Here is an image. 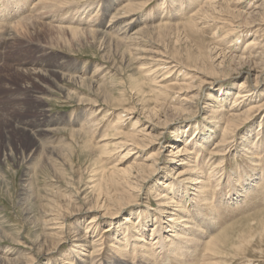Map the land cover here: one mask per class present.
I'll return each instance as SVG.
<instances>
[{
    "label": "rangeland",
    "instance_id": "rangeland-1",
    "mask_svg": "<svg viewBox=\"0 0 264 264\" xmlns=\"http://www.w3.org/2000/svg\"><path fill=\"white\" fill-rule=\"evenodd\" d=\"M131 1L136 0H74L67 7L55 11L49 8L51 10H44L39 16L28 12V22L19 29L17 35L0 38V222L3 224L2 230L7 233L6 236L0 234V251L14 250V256L26 253L23 258L31 254L35 260L33 264H45L51 259L56 261L59 254H63V258L56 262L67 264L64 258L75 252L72 247L75 239L72 231L82 223L80 232H83L85 220L95 215V212L87 210L93 198L87 195L90 193L87 187L97 178L93 177L95 172L93 175L90 171L102 164L110 167L119 162L121 153H125L126 149L115 150L117 146L114 142L125 140L126 134L137 132V129L151 131L158 139L154 137L155 140L148 148L139 146L133 152L135 155H129L125 161H133L138 155L135 161L140 162L142 157L160 150L159 169L143 184L141 197L138 196L140 190H137L128 202L140 204L120 213L108 232L105 229L111 222L108 218H98V222H95L99 232L95 238L102 237L104 243L100 247L103 251L96 254L101 258L108 255L118 259V254L114 252L115 244H121L126 235L131 238L132 234H137L134 225L128 228L126 235L121 232L124 236L117 239L110 236L114 225H118L120 220L124 223L126 214L146 210V206H150L149 212L157 214L161 222L163 214L158 212L161 207L149 190L151 187L159 189L157 179L165 173L174 175V172L180 170L178 157L169 155L172 153V142L183 134L181 131L188 129L186 126L190 127L187 135L191 138L196 130L195 125L204 127L201 133L209 141L205 160L209 164L214 162L216 178L223 183L231 176L238 178L246 173L249 176L264 174V0H218L213 13L216 18L200 24L202 31L199 32H188L181 24L207 0H137L142 5L135 10L122 9ZM85 9L90 11V16L80 22L87 15L85 13L80 16ZM2 14H5L4 11ZM63 17L65 23L59 22ZM69 17L72 19V30L66 26ZM25 18L27 20V16ZM163 24L169 27L157 28ZM143 29L147 32L142 35L145 41L140 47L147 52L136 54L132 51V42L124 38V33L130 36ZM251 40L256 43L250 47L248 43ZM250 52L254 57L248 56ZM149 56H155L156 60L144 64ZM68 74L76 78L69 80ZM241 82L252 91L244 97H247L245 100L241 99L242 107L240 105L238 109L244 110L251 106L261 108L235 121L236 127L229 133V142L217 154L214 150L216 143L221 140V128L219 122L212 121V109H215L211 106L213 98L209 96L217 93L220 95L221 88L238 91ZM181 83L186 84L182 90L179 88ZM187 83H191L193 88H190L191 85L187 87ZM162 85L173 87L155 99L154 92ZM59 86L69 90L70 95L60 90ZM187 100L188 103H185ZM93 104L98 106L94 107ZM156 105L160 109L158 118L151 119L149 114L152 111L149 109H154ZM182 106L187 108L180 110ZM227 107L221 110L226 115ZM91 111L95 113L90 119L92 123L81 122V113ZM83 123L88 126L89 133L80 130ZM41 128L49 130L44 131L41 137L34 136L35 130ZM212 134L214 137L209 136ZM103 136L112 141L109 153L102 154L97 162L93 156L98 155L96 144ZM84 139L92 145L91 151L85 148ZM249 140L259 145L258 153L255 154L258 158L253 155V151L246 153L243 150ZM46 144L62 148L60 156L44 151L42 148ZM30 154L31 158L28 159ZM255 159L258 160L257 164ZM174 161L178 163L170 168ZM27 172L30 177H23ZM143 172L144 175L148 173ZM63 175L68 178H63ZM67 186L72 192V200L78 198V203L70 204L69 209L73 214L67 217L66 222L70 229L61 238V249L58 247L55 251L47 252L49 254L40 253L37 238L39 235L40 238L44 236L40 224L45 210L42 196L48 188L64 192ZM28 189L33 199L27 205L23 198ZM263 189L260 188L259 193L252 196L253 199L250 197L249 204L232 213L226 212L227 219H223L220 224L222 227L218 228L219 231L224 230L227 236L220 247L222 252L218 254L221 264H264ZM80 209L83 212H79ZM146 219L151 220V216L147 215L140 220L136 217L135 222L138 224ZM149 223L146 232L150 235L152 222ZM201 231L198 235L202 238L198 240L206 236ZM131 240L130 246L134 247L133 237ZM140 254L142 257L138 256L136 263L155 264L144 258L142 251ZM17 259L19 255L14 260L15 264H19Z\"/></svg>",
    "mask_w": 264,
    "mask_h": 264
},
{
    "label": "bare ground",
    "instance_id": "bare-ground-1",
    "mask_svg": "<svg viewBox=\"0 0 264 264\" xmlns=\"http://www.w3.org/2000/svg\"><path fill=\"white\" fill-rule=\"evenodd\" d=\"M73 1L74 0H0V38H4L6 36L8 37L9 35H14V34L17 35L19 33V29L25 27L26 23L28 22V19H29L28 12H31L32 14L35 13L36 15L39 16L44 12V10H48L49 8H51L53 9L52 11H55L58 8H61L63 6L67 7L68 5H71ZM136 1L135 2L131 1L127 5L124 3L126 6L124 8H122L121 6V8L125 10L133 11L136 8H138L139 5H142V3H138ZM217 1L218 0H207L203 2L204 4L201 5L202 7L192 12L190 18L185 23L181 24V26L183 28L185 27V29L188 32L202 31V26H200V24H203V22L207 19L208 20L211 19L214 21L213 18H216V16H214L213 13L217 7L215 4ZM86 9L80 14V16L82 17V15H84L85 13H87V15L85 16V18L82 17L80 19V22L85 21L86 17L90 13V11H87ZM2 11H4L5 13L4 15L2 14ZM69 11L70 9H68V12ZM107 11L108 10L106 9V12ZM26 12L28 13V15H26ZM97 12L96 14H98ZM26 16H27V20L25 18ZM115 16L113 15L112 17H115ZM64 18L65 17H63L59 22L65 23L63 20ZM68 20H67V23L69 24L66 26L67 28H70L72 30V19L70 18ZM129 22H132V21H129ZM110 23H111V19H110ZM165 27H169V26H167L166 24L157 26V28H160V29L165 28ZM146 30L143 29L140 31H135L130 36H127V32L124 33V38H127L129 41L132 42L131 46H134L132 48V51L136 54H140V52L146 51L144 49H141L140 47V45L145 41V38L142 35H144L147 32ZM103 33L107 34L106 32H103ZM117 36H119V34ZM255 43L253 40H251L250 43H248V46L251 47V45ZM127 45H130V44L127 43ZM252 52L248 54L249 57H254V55L252 56ZM136 54L134 55L136 56ZM149 59H147L148 61L144 62V64H149V62H152V60L153 61L156 60L155 56L154 57L149 56ZM157 60H161V59L157 58ZM67 78L69 80H72V78H76V76L72 77V75H69L67 76ZM187 84H189L187 85V87H190L191 83H187ZM185 85L186 84L181 83L179 84V88L182 90L183 86L185 87ZM170 87H173V86L172 85L171 86L170 85L159 86V90H156L154 92L156 96L155 99H158L161 96V94L164 93V91L167 92V90L170 89ZM245 87L246 86L244 85V83L241 82V84L239 85L238 91L236 90L235 92H231L232 90L221 88L220 95H217L218 94L217 93L216 95L213 94L212 97H211V94L209 96L210 98H213L212 99L213 104H211V106H213L215 109V110L212 109L213 114L211 118L214 119L212 121L219 122L220 128H221V135H220L221 140L220 142L216 143V147L214 150L217 154L220 151H222L223 145L229 142V139H230L229 133L231 132L232 128L236 127V125H234L235 121H237V119H240V117L243 115L245 117L246 115L252 114L251 113L252 110L254 111L256 109L261 108V107L259 108V106H251L244 110L238 109V107L241 105L240 103H242L241 99H244V97L248 96V93L252 91L250 89H246ZM190 88L192 89L193 86L191 85ZM59 89L63 91L64 90L67 91L68 95H70V91L67 90L64 86H59ZM81 100L83 101L82 98ZM185 103H188V100L185 101ZM226 105H228L227 115L224 112H221V110H223ZM93 106L95 107L98 105L93 104ZM158 108H159V105H156L154 109L153 108L149 109L150 111L153 112L149 114L150 118L151 117L158 118L157 113L160 112V109ZM183 108L185 109L187 107L182 106V108L180 107V110ZM93 112L91 111L89 113L88 112L81 113V116H80L81 122L86 121V122L92 123L90 119L93 117L92 115L95 114ZM120 118H122V116H120ZM138 122L139 120L136 121L135 125H137ZM87 127L85 126V123H83L82 129L80 130L85 131L86 133H89V130L87 129ZM186 128L189 129L190 128L189 125L186 126ZM195 128L196 130L194 131L195 133L192 138L187 135L188 129H184L183 131H181V133L183 134L178 135L177 140H175L171 144L172 153L170 152L171 155L169 156L178 157L179 163L181 164V166L179 167L180 170L177 172H174V175L172 173H171L172 175L165 173L162 177L157 179V182H158L157 186L159 189L154 190L153 189L154 187H151L149 190V193H152L155 196V198L158 200L159 205L161 207L160 209H158V212L161 213V215L163 214V218L161 219V222L159 221V216H157V214H154L153 212L152 213L149 212L150 206H146L147 207L146 210L140 209L137 212L131 211V213L126 214L124 218L125 219L124 223L122 222V220H120L118 225H114V227L112 228L113 232L111 233L110 236H112V238L114 239L119 238L121 235H123L122 233H125L126 235V232L129 230L128 228L130 226L135 225L134 228L138 230L137 234L131 235V238L133 237L134 239L133 240L134 247L130 246L131 244L130 241L132 240L127 235L124 237L125 238L124 240L121 237V241L123 240L121 244L119 245L115 244L116 248L114 252L118 254L119 256L118 259L116 258L113 259L112 256H108V255H106V258H101L99 257V255H96L103 251L102 248L100 247H102L104 243H103V239H101L102 237L99 236V238H95L96 236H98V233H99L95 222H98L97 221L98 218L99 219L108 218V220L111 221L109 222L108 227L105 228L106 231L108 232L109 227L115 224L113 220L118 219L120 213L124 212L125 210L131 209V207L134 206L135 204H140V203H132V202L128 203V202L133 199L132 197L137 190H140L138 196L141 197V192H142L141 190H142L143 184L147 182L148 179L152 178L153 175L159 169L157 166L158 161H159L158 157L162 153L160 150H158L157 152H155L157 157L155 154L147 155V157L145 158L142 157L144 161L141 158L140 162L135 161L136 158L137 159L139 158L138 155H136L133 158V161H125V158L126 157L128 158L129 155H132V156L135 155L133 152L135 149H139V146L143 148H148L150 144L153 143L152 142L153 140L158 139L156 134L155 136L154 134L151 133V131L147 132L144 129H137V132L126 134L125 140L123 139L118 142L117 141L114 142L115 145L117 146L116 149L114 148L115 150L120 149V148L121 149L125 148L126 152L121 153L120 155L121 158L119 159L120 161L119 162L117 161V163L113 164L112 166L106 167L102 164V166H98L97 169L90 171V172H93V175L95 172V175L93 177H97V178L92 181L90 187L89 186L87 187V189L90 188L89 189L90 193L87 195L93 196V198L90 199L92 200V202L90 201L91 205H89V208L87 210L95 212V215L89 219H86L87 223L85 220L83 224V227H84L83 232L82 231L80 232V229L82 230V227H81L82 223L81 225L80 224L78 225L77 227L78 229L75 228L72 231L73 236L75 237V239H73L74 244L72 247L74 248L75 252H72L73 254L69 253L70 256L68 257L64 256L65 257L64 259L66 261L65 263L75 264L77 262L76 264H130L129 262L131 261V264H142V262H139V261H138L139 263H136V259L138 258V256L142 257L140 256L142 255L140 254L142 251V253H144L143 257L145 256L144 258L152 260L155 264L157 263L158 264H198V263L221 264L222 261L218 259V256H219L218 254L222 252V249L220 247L222 243H225L227 236H225L224 230L219 231L218 228L222 227L220 224L223 221V219H227L225 217L226 212L227 213L229 211L233 212V210L235 211L241 206L245 204L246 205L249 204L251 202L250 197L256 195L255 193H257L260 188L263 189L264 174L261 173L259 175L249 176L246 173L245 175H240V176L238 175L239 176L238 178L231 176L226 182L223 183L221 179L216 178L217 175L216 173H214V170H215L214 162L212 164L210 162L209 164L205 160L206 150L209 149L206 146L208 145L209 141H207L206 135H202L201 133L202 130H204V127L197 124L195 125ZM48 130L49 129L45 130L44 128L36 129L34 136L41 137L44 131H48ZM77 131L78 130H75V132ZM75 132L73 131V133ZM71 134H72V130H71ZM160 135L162 136L163 132L160 133ZM105 136H107V134H105ZM105 136L100 138L99 142L96 144V148H98L97 152H99L98 155H96L97 157L92 155L97 162L100 160V156H102V154L109 153L110 143L112 140H109V139L106 140ZM209 136L214 137V134L209 135ZM194 138H196V140H194ZM204 139L206 140V143L205 142L202 143ZM47 144L46 146L42 148L44 151L48 152L51 155L60 156L61 154L60 152L62 151L61 150L62 148L55 147L53 145L47 146ZM253 144L254 143H252L251 140H249L247 144L244 146L243 150L246 153L254 152L253 155H255L256 153H258L259 145L254 144V147H255L254 148ZM131 145H133V147L129 148V146ZM85 148H90V151H91L92 145L90 144L88 140H85ZM139 152L140 151H138L137 153ZM93 154L95 155V153ZM263 155L264 154H262V156ZM29 156L30 157H28V159L31 158V154ZM259 158L261 159V157ZM254 161L256 162L258 160L255 159ZM262 161H263V158H262ZM123 162H128V164L125 165ZM174 162L175 163H173V165H170V168L178 163V161H174ZM28 168L29 167H27V169ZM61 170L63 169L61 168ZM143 171H148V173L144 175ZM28 172L24 174L23 177H25V175L29 176ZM63 178L66 179L68 177H64L63 175ZM56 181L58 182V180ZM89 183L87 182L86 184L89 185ZM68 187L69 186H67V189L65 188L64 190L65 193L63 191L62 192L54 191L53 189L48 188L46 189L47 193H45L44 196H42L43 200L45 201L44 205L42 206L45 207V210L43 212L42 222L41 223L39 221L38 222L41 224L44 230L43 232L44 236L40 238L41 235H39L37 238L38 239L37 241L40 242V245H39L40 253L42 252L47 253V252L55 251L56 249H58V247L61 249V245H60L62 241L61 238L64 237L65 234L68 233L69 231L68 229H70L69 227H67L69 223H66L67 217H70L73 214L72 211H70L69 209L70 204H73L74 202L78 203V198L76 197V198H73L72 200L73 195H72V192L69 191ZM25 194L26 195L23 198V200L28 205L29 201L32 202L33 194L31 193L30 189L26 190ZM259 195H262V193ZM63 199L64 201H62ZM35 205L37 206L36 203ZM30 207H28L27 209H30ZM79 212H83V210L80 209ZM164 212L167 214L165 215ZM240 212L242 213L241 210ZM240 212L239 213L236 212V214L237 213L240 214ZM236 214L234 216H236ZM147 215L151 216V220L146 219V220H143L142 222L139 221L138 224L135 222L136 217L138 218V220H140L142 218L144 219V217H147ZM150 221L152 222L151 223L152 229H150L151 233L149 235L146 232L147 231L146 227L150 226L149 225ZM212 224L213 226H211ZM2 225H3L2 222H0V234L3 235L4 233L6 236L7 233L2 230V227H1ZM123 229H124V232L122 231ZM199 231H201L202 234L206 235V236H203L202 240L200 239L198 240V238H202V236L200 237V235H198ZM201 241L202 243H200ZM14 255H15L14 250L12 251L10 249L5 250V251L1 250L0 251V264H15L14 260L16 259V257H18V255H19V259L17 260H19V264H33V262L35 261L34 257L31 254L30 256H27L25 258H23V256H25L26 253L24 254L18 253L17 256H14ZM62 255L59 254L58 259L56 261L62 259L63 258ZM189 255H190V259L188 258ZM85 256H88V257L85 258ZM129 258H131L132 260H130ZM184 258H187L189 260L187 259L184 260ZM176 259L178 260L177 262H176ZM21 260H23L24 262L22 263ZM56 261L55 259H51L45 264H57Z\"/></svg>",
    "mask_w": 264,
    "mask_h": 264
}]
</instances>
